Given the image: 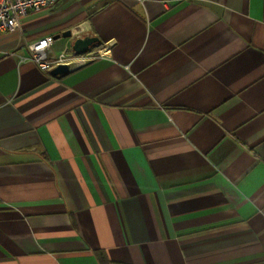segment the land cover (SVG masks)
Returning <instances> with one entry per match:
<instances>
[{"label": "crops", "instance_id": "crops-1", "mask_svg": "<svg viewBox=\"0 0 264 264\" xmlns=\"http://www.w3.org/2000/svg\"><path fill=\"white\" fill-rule=\"evenodd\" d=\"M96 36L56 77L28 46ZM0 264H264V0H61L0 31Z\"/></svg>", "mask_w": 264, "mask_h": 264}, {"label": "built area", "instance_id": "built-area-1", "mask_svg": "<svg viewBox=\"0 0 264 264\" xmlns=\"http://www.w3.org/2000/svg\"><path fill=\"white\" fill-rule=\"evenodd\" d=\"M61 0H0V31L14 32L20 29L21 19L31 11H40L55 7ZM55 43L53 36L42 37L29 44V54L22 56V60H30L45 72H50L59 64L70 62L81 55L75 54L69 45H66L58 54L53 55L52 49ZM94 58L100 54V50L87 52ZM84 55V54H83Z\"/></svg>", "mask_w": 264, "mask_h": 264}, {"label": "water", "instance_id": "water-1", "mask_svg": "<svg viewBox=\"0 0 264 264\" xmlns=\"http://www.w3.org/2000/svg\"><path fill=\"white\" fill-rule=\"evenodd\" d=\"M61 37H68L72 38V31L66 30L62 32L61 34H57L54 38L58 39ZM99 42V38L96 36L86 35L83 37H76L73 39L71 49L72 51L77 55H83L90 51L92 47H94ZM70 65L69 64H59L56 67H54L50 73L53 76L61 77L70 72Z\"/></svg>", "mask_w": 264, "mask_h": 264}]
</instances>
